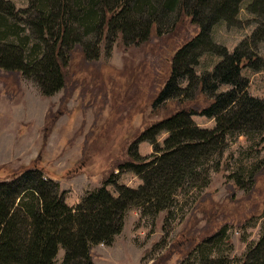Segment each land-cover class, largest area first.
<instances>
[{
    "label": "rangeland",
    "instance_id": "374dc122",
    "mask_svg": "<svg viewBox=\"0 0 264 264\" xmlns=\"http://www.w3.org/2000/svg\"><path fill=\"white\" fill-rule=\"evenodd\" d=\"M3 1L17 9L32 5V0ZM214 1L197 7L199 17L192 15V7L181 15L180 6L164 16L147 8L130 13L132 31L125 23L90 32L71 25L67 41L72 46L63 49L65 86L50 96L37 80L0 69V180H11L21 167L36 164L59 185L66 203L76 206L108 179L113 182L106 187L115 196L118 186L138 189L144 184L140 175L120 166L130 160L134 142L133 151L142 157L138 163L164 154L169 131L157 132L154 144L140 136L179 111V101L196 111L191 118L200 128L215 129L216 117L203 110L231 84L201 94L198 81L182 74L175 80L188 90L182 99L157 102L177 51L202 33V19L209 38L205 34L190 51L200 53L192 72L198 78L212 72L223 48L258 56L254 63L262 68L244 66L241 74L248 94L264 99V12L253 10V0H241L234 13L218 12ZM23 34L30 35L29 50L37 45L38 34ZM58 36L45 37L54 42ZM192 164L194 174L173 193L172 207L157 215L129 209L113 243L93 247L96 264H264V246L256 250L264 235V130L228 133L224 148ZM63 257L60 249L55 264Z\"/></svg>",
    "mask_w": 264,
    "mask_h": 264
},
{
    "label": "trees",
    "instance_id": "16d2710c",
    "mask_svg": "<svg viewBox=\"0 0 264 264\" xmlns=\"http://www.w3.org/2000/svg\"><path fill=\"white\" fill-rule=\"evenodd\" d=\"M208 1L37 0L35 7L32 0L29 9H17L10 1L0 0V69L37 80L42 92L50 96L65 86L67 62L63 59V49L66 46L67 50L71 49L72 44L67 41L71 25L79 24L90 32L101 26L103 31L111 23H125L132 31L134 25L127 18L130 13L135 15L147 8L152 15L160 16L162 12L164 16L167 10L174 11L180 6L184 12L181 15L192 7V15L199 17L197 7L207 6ZM240 1L215 0L213 6L218 12L234 13ZM121 5L124 7L118 10ZM252 8L264 12V0H253ZM205 20L198 22L203 27L202 33L177 51L170 80L157 102L179 99L180 94L188 91L175 83L182 74L198 81L196 85L201 94L215 93L221 84H231L232 89L214 95L212 104L203 110L205 115L216 117V128H200L191 118L196 111L182 107L183 101H179V111L156 121L140 136L154 144L157 132L169 131L164 154L152 162L138 163L142 157L137 150L133 151L134 142L129 149L130 160L120 166L121 170L136 172L144 184L138 189L118 186L115 196L106 187L113 182L108 179L106 185L87 194L76 206L66 203L59 185L52 178L46 179L36 164L21 167L11 180H0V264H55L60 249L64 250L61 264H96L93 247L113 243L124 227L129 209L140 208L144 215H157L170 209L175 202L173 193L194 174L192 163L207 160L224 148L228 133L264 130V99L248 94V82L241 74L244 66L262 68L254 63L258 56H248L238 50L231 54L223 48L219 52L222 60L212 72L200 78L192 72L191 67L198 62L200 53L191 55L190 51L207 35ZM121 28L126 31L125 26ZM26 30L39 36L37 45L30 48L32 55H27L30 35L23 34ZM55 33L59 36L54 42L45 37L52 38ZM263 246L264 235L256 250Z\"/></svg>",
    "mask_w": 264,
    "mask_h": 264
}]
</instances>
